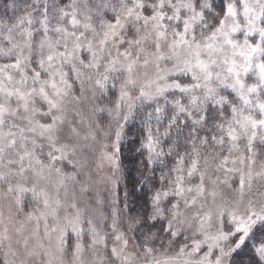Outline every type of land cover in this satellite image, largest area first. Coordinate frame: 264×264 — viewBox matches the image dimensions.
<instances>
[{
	"label": "snow or ice",
	"instance_id": "snow-or-ice-1",
	"mask_svg": "<svg viewBox=\"0 0 264 264\" xmlns=\"http://www.w3.org/2000/svg\"><path fill=\"white\" fill-rule=\"evenodd\" d=\"M0 264H264V0H5Z\"/></svg>",
	"mask_w": 264,
	"mask_h": 264
},
{
	"label": "trees",
	"instance_id": "trees-1",
	"mask_svg": "<svg viewBox=\"0 0 264 264\" xmlns=\"http://www.w3.org/2000/svg\"><path fill=\"white\" fill-rule=\"evenodd\" d=\"M1 8L2 6H0V9ZM137 140L138 139L128 137L122 148V171L125 182L121 190L124 193L125 191L129 193L128 197L130 200L128 203L133 204L134 213L137 215L141 214L143 217L146 212L147 197L149 193L147 192V189L141 191L140 186L135 183L140 175L137 169L140 168L141 159L139 154L135 151L139 145Z\"/></svg>",
	"mask_w": 264,
	"mask_h": 264
},
{
	"label": "rangeland",
	"instance_id": "rangeland-1",
	"mask_svg": "<svg viewBox=\"0 0 264 264\" xmlns=\"http://www.w3.org/2000/svg\"><path fill=\"white\" fill-rule=\"evenodd\" d=\"M5 3V0H0V6H3V4ZM2 10V8L0 9ZM113 100H114V96H113ZM111 101H108V100H104L101 102V105L103 104H107V103H110ZM101 116L103 117V120L102 122L103 123H107V114L106 113H103L101 114ZM139 129H140V122H139V119H135V120H132L129 122L128 124V127H127V133H128V137H138L139 136ZM139 142V140H137ZM126 143V141L124 142V144ZM123 144V145H124ZM124 177H123V171L121 173V179H120V184L118 186V189H117V193H118V196H119V199L120 200H124V192H122L121 188L122 186L124 185ZM129 197H128V201H129ZM129 207L133 209V204L129 203ZM146 212L144 213V216L146 215V213L149 211L148 208H146L145 210ZM131 215L135 216L137 215L136 213H134V211H132ZM141 216V214H140ZM152 222H146V223H143L141 225H139L136 229L135 232H129L128 235L129 237H132V236H137V237H141L143 236L144 233H148L149 232V229H150V225H151ZM160 228V225H156L155 228H151V231L152 232H156L158 229ZM123 229L126 231L127 230V222H125L123 224ZM110 231V229H109ZM160 236L161 238L163 239V243H164V247L167 248L168 245H167V237H166V234H163V233H160ZM154 246L156 248H160L161 247V240H156L154 242Z\"/></svg>",
	"mask_w": 264,
	"mask_h": 264
}]
</instances>
